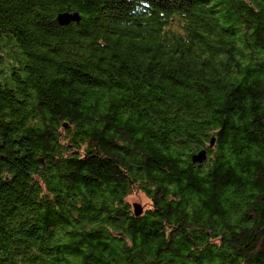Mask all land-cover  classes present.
Segmentation results:
<instances>
[{
    "label": "trees",
    "instance_id": "1",
    "mask_svg": "<svg viewBox=\"0 0 264 264\" xmlns=\"http://www.w3.org/2000/svg\"><path fill=\"white\" fill-rule=\"evenodd\" d=\"M0 65V264H264V0H0Z\"/></svg>",
    "mask_w": 264,
    "mask_h": 264
},
{
    "label": "water",
    "instance_id": "2",
    "mask_svg": "<svg viewBox=\"0 0 264 264\" xmlns=\"http://www.w3.org/2000/svg\"><path fill=\"white\" fill-rule=\"evenodd\" d=\"M77 20V15L75 14L74 16L68 15V14H64V15H59L57 17V22H59L60 25H64V24H68L71 21H76ZM211 143L213 144V141H211ZM207 158L206 152L205 150H201L198 152V154H196L193 158L192 161L195 164H202ZM142 208L137 205L134 204L133 206V213L135 216L139 217L142 214Z\"/></svg>",
    "mask_w": 264,
    "mask_h": 264
},
{
    "label": "rangeland",
    "instance_id": "3",
    "mask_svg": "<svg viewBox=\"0 0 264 264\" xmlns=\"http://www.w3.org/2000/svg\"><path fill=\"white\" fill-rule=\"evenodd\" d=\"M3 67L4 66L0 65V70H2L1 68H3ZM127 203H128V205L131 206L132 210H133L134 204L139 205L142 208V211H145L146 209L150 208V206H151L149 200L144 195V193H140L137 191H135L133 194H131L127 198Z\"/></svg>",
    "mask_w": 264,
    "mask_h": 264
}]
</instances>
